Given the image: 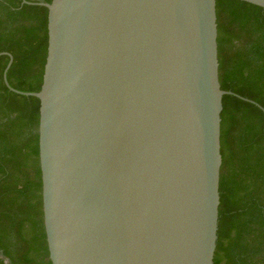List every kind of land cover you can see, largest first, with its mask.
Instances as JSON below:
<instances>
[{
  "label": "water",
  "instance_id": "95a60500",
  "mask_svg": "<svg viewBox=\"0 0 264 264\" xmlns=\"http://www.w3.org/2000/svg\"><path fill=\"white\" fill-rule=\"evenodd\" d=\"M264 8V0H240ZM23 3H29L26 0ZM39 92L52 264H214L216 0H52Z\"/></svg>",
  "mask_w": 264,
  "mask_h": 264
},
{
  "label": "trees",
  "instance_id": "16d2710c",
  "mask_svg": "<svg viewBox=\"0 0 264 264\" xmlns=\"http://www.w3.org/2000/svg\"><path fill=\"white\" fill-rule=\"evenodd\" d=\"M0 0V53L10 86L39 92L48 9ZM221 114L219 229L214 264H264V8L216 0ZM0 56V264H52L43 219L40 101L12 92Z\"/></svg>",
  "mask_w": 264,
  "mask_h": 264
}]
</instances>
